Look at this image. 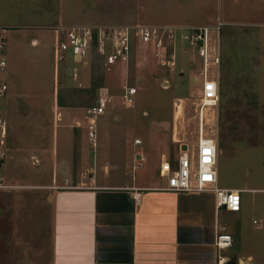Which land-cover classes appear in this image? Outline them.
Here are the masks:
<instances>
[{
    "label": "rangeland",
    "instance_id": "1",
    "mask_svg": "<svg viewBox=\"0 0 264 264\" xmlns=\"http://www.w3.org/2000/svg\"><path fill=\"white\" fill-rule=\"evenodd\" d=\"M53 17L60 20L54 34L48 30ZM217 23L219 101L214 114L204 112V131L216 132L217 186L242 191L240 213L223 212L232 248L253 253L252 264H264V209L259 196L247 192L264 189V0H0L5 59L8 71L17 75L14 82L7 79V92L0 98L7 128L0 264H50L52 216L45 186L52 176L72 182L92 169L98 180L118 182L136 172L164 183L157 174L160 154L171 157L180 145L196 143L200 85L192 80L201 63L178 33L165 43L164 59L173 57L168 67L159 64L153 43L135 41L128 60L108 68L92 45L82 60L89 64L90 83L80 89L73 74L87 72L82 61H73L68 52L54 59L63 32L70 27L96 33L120 26L180 29ZM18 32L22 39L13 53ZM34 35L38 42L33 44ZM212 58L209 52V77L215 74ZM96 86L105 87L101 93L111 97L113 107L96 118L92 146L86 110L98 95ZM126 86L136 91L131 105L121 98ZM134 138L140 145H133ZM139 164L140 169L132 168ZM256 236L258 243L247 241Z\"/></svg>",
    "mask_w": 264,
    "mask_h": 264
},
{
    "label": "crops",
    "instance_id": "2",
    "mask_svg": "<svg viewBox=\"0 0 264 264\" xmlns=\"http://www.w3.org/2000/svg\"><path fill=\"white\" fill-rule=\"evenodd\" d=\"M48 13L47 18H51L52 12ZM49 22L48 30L54 34L60 20L53 17ZM32 37L36 38L31 39L32 43H37L36 35ZM20 39V32L14 34L13 53ZM7 65L6 61L4 79L8 89L7 79L14 82L17 75L13 70L9 72ZM88 65L87 60L81 63L87 72L75 73L72 69L73 80L80 89L90 83ZM97 88L98 94L105 90ZM108 107H113L111 101ZM141 167L139 164L132 168ZM60 168L59 165L56 172ZM103 169L107 172L106 166ZM89 174L77 175L72 182L62 175L57 182L54 175L49 186H45L52 216L50 264H230L232 260L234 264H252L253 253L244 252L239 246L233 249L232 243L223 251L214 248L215 228L217 225L226 228L227 218L223 215L225 211L216 210L212 193L165 192L160 189L164 183L149 174L144 178L134 172L118 182L98 180L92 169ZM135 191L140 192L137 204L132 198ZM240 223L241 220L238 232ZM254 240L260 241L257 236L247 238L251 243Z\"/></svg>",
    "mask_w": 264,
    "mask_h": 264
},
{
    "label": "built area",
    "instance_id": "3",
    "mask_svg": "<svg viewBox=\"0 0 264 264\" xmlns=\"http://www.w3.org/2000/svg\"><path fill=\"white\" fill-rule=\"evenodd\" d=\"M220 23L214 27H185L180 29L156 26H120L98 30L96 32L95 49L96 54L102 58L103 65L109 67L115 62H126L131 53L132 44L137 41L143 45L153 43L156 49L155 56L161 66H172V58L164 59L165 43L174 41L178 33L179 40L186 43L200 60L201 68L197 70V76L193 78L200 85V94L197 104V134L194 147L180 145L177 151L167 157L160 154L157 166L159 178L164 179V185L160 188L165 192L172 193H202L210 192L215 198L216 210H223L227 213H239L242 200L241 190L219 188L217 186V139L215 134L204 131V112L211 114L216 112L218 106V66L219 48L218 32ZM216 37L215 40L212 37ZM58 38V37H57ZM93 45V32L86 27L67 28L61 38H58L53 55L55 61L60 59L63 53L68 52L75 62H81L88 57ZM6 42L4 30L0 27V98L5 95L7 85L4 79L6 60ZM109 49V51H108ZM161 50V51H160ZM209 52L213 55L212 63L215 66V74L208 76L207 64ZM163 55V56H162ZM85 62V61H82ZM135 88L126 86L122 91L121 98L126 105L133 103ZM109 97L106 93H99L94 104L86 110V135L89 143L94 146L95 140V120L103 115L109 106ZM7 128L4 119L0 115V190L6 188L2 176V168L6 156L5 141ZM135 145H139L138 139L133 140ZM183 148V149H182ZM251 195L259 196V203L264 209V189L249 190ZM135 204L138 203L140 192L135 191L132 195ZM252 225L258 226L256 220H252ZM231 236L226 232L224 226L217 225L213 246L217 251H223L231 246Z\"/></svg>",
    "mask_w": 264,
    "mask_h": 264
},
{
    "label": "trees",
    "instance_id": "4",
    "mask_svg": "<svg viewBox=\"0 0 264 264\" xmlns=\"http://www.w3.org/2000/svg\"><path fill=\"white\" fill-rule=\"evenodd\" d=\"M96 43V33H93V45H95ZM97 87V86H96ZM57 101V100H56ZM58 105H60V103L57 102ZM61 106V105H60Z\"/></svg>",
    "mask_w": 264,
    "mask_h": 264
},
{
    "label": "water",
    "instance_id": "5",
    "mask_svg": "<svg viewBox=\"0 0 264 264\" xmlns=\"http://www.w3.org/2000/svg\"><path fill=\"white\" fill-rule=\"evenodd\" d=\"M182 149H183V148H182ZM229 263H230V264H234V260L230 261Z\"/></svg>",
    "mask_w": 264,
    "mask_h": 264
}]
</instances>
